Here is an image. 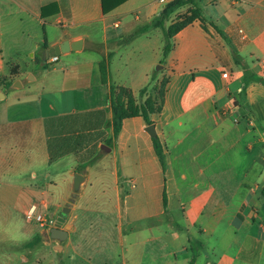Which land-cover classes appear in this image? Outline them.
Here are the masks:
<instances>
[{
  "label": "crops",
  "instance_id": "crops-1",
  "mask_svg": "<svg viewBox=\"0 0 264 264\" xmlns=\"http://www.w3.org/2000/svg\"><path fill=\"white\" fill-rule=\"evenodd\" d=\"M197 3L162 64L159 0H0V264H264V0ZM164 78L114 138L111 86ZM68 206L59 259L26 215Z\"/></svg>",
  "mask_w": 264,
  "mask_h": 264
},
{
  "label": "trees",
  "instance_id": "trees-1",
  "mask_svg": "<svg viewBox=\"0 0 264 264\" xmlns=\"http://www.w3.org/2000/svg\"><path fill=\"white\" fill-rule=\"evenodd\" d=\"M126 1L127 0H103V11L105 14H107ZM186 7L188 8L187 11L183 14L177 15L176 20L173 21V23H171L166 29L165 25L170 21L172 15ZM197 20L200 21L206 28L208 21L203 16L202 10L198 5L197 0H173L164 8L160 17H158L153 23L154 27L163 28L165 31L166 43L163 51L162 64H165L166 59L174 48L173 40L175 36L184 28ZM101 70L103 81L105 82L107 73L104 64H101ZM168 82L169 80L164 78L156 89L157 95L155 94L149 96L143 103H139L134 92L130 88L119 87L115 85L111 86V102L114 115V138H117L121 132L123 121L125 119L142 117L145 119L146 123L151 124L150 115L159 113L163 107ZM146 90L144 89L142 91V96L145 94ZM112 141L113 139H109L107 141L108 146L112 144ZM155 148L165 171V154L163 153V150L161 149L157 139H155Z\"/></svg>",
  "mask_w": 264,
  "mask_h": 264
},
{
  "label": "water",
  "instance_id": "water-1",
  "mask_svg": "<svg viewBox=\"0 0 264 264\" xmlns=\"http://www.w3.org/2000/svg\"><path fill=\"white\" fill-rule=\"evenodd\" d=\"M81 42H78L76 44L74 43H69V42H64L63 44H61L60 46L58 47H55L53 49H50L48 52H47V57L48 58H53V57H57V56H60L61 54H65V53H68L70 51H78L81 49ZM154 126L151 125L149 126V129L148 131L152 134V135H156L155 133V130H154ZM77 184L78 181H77ZM70 211V207H66L64 209V212L62 213V215L57 219V223L54 225V227L50 230V237L51 239L53 240H56V241H64L67 239L68 237V233L66 230H63V226H64V223L66 222V214Z\"/></svg>",
  "mask_w": 264,
  "mask_h": 264
},
{
  "label": "rangeland",
  "instance_id": "rangeland-1",
  "mask_svg": "<svg viewBox=\"0 0 264 264\" xmlns=\"http://www.w3.org/2000/svg\"><path fill=\"white\" fill-rule=\"evenodd\" d=\"M187 7L186 8H184V9H182V10H180V11H178L177 13V15H179L180 13L181 14H183V13H185L186 11H187ZM127 23H130V21L128 20L127 22H126V26H127ZM167 25V26H166ZM166 25H165V28L167 29L168 27H169V25H170V21L169 22H167L166 23ZM156 95H157V92H156ZM240 121H243L244 122V118L242 117V116H240V119H239ZM106 144H107V141H104ZM94 151V153L95 154H97V155H95V158L94 159H97L98 158V156L102 153V150H99L98 148L96 149V150H93ZM105 152V151H104ZM93 160V159H92ZM82 170V172L84 171L85 172V167L84 168H82L81 169ZM32 212V211H31ZM28 213H30V212H28ZM27 213V214H28ZM62 213H63V211H62ZM62 213H58L56 216H54V215H49V217H47L46 215V218H47V220L48 221H52L53 223H54V225L57 223V216L58 217H60L61 215H62ZM54 225L52 226V228L54 227ZM45 228H47V227H45ZM47 235V234H46ZM48 237L49 238H51L50 237V233H48ZM54 246H55V248H54V254L56 255V256H58V258L59 259H61V254H62V252H61V243L60 242H58V241H55L54 242ZM61 264V263H60Z\"/></svg>",
  "mask_w": 264,
  "mask_h": 264
},
{
  "label": "built area",
  "instance_id": "built-area-1",
  "mask_svg": "<svg viewBox=\"0 0 264 264\" xmlns=\"http://www.w3.org/2000/svg\"><path fill=\"white\" fill-rule=\"evenodd\" d=\"M172 1L171 0H159V3L163 5L162 11ZM115 26L118 27V24H115ZM57 60H58V57H53V59H52V61H57ZM26 218L28 221H30V222L34 221V222H36V223H38L44 227H52L54 225V223L52 221H48L44 215L38 214L34 211L28 213L26 215Z\"/></svg>",
  "mask_w": 264,
  "mask_h": 264
}]
</instances>
